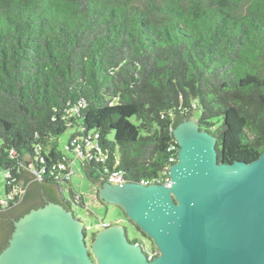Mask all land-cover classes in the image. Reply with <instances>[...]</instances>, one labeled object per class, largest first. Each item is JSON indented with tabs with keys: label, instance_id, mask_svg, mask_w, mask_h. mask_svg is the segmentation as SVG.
<instances>
[{
	"label": "trees",
	"instance_id": "obj_1",
	"mask_svg": "<svg viewBox=\"0 0 264 264\" xmlns=\"http://www.w3.org/2000/svg\"><path fill=\"white\" fill-rule=\"evenodd\" d=\"M196 110L219 161L264 151V0H0V252L30 209L85 205L53 165L78 162L96 190L114 170L164 183Z\"/></svg>",
	"mask_w": 264,
	"mask_h": 264
},
{
	"label": "water",
	"instance_id": "obj_2",
	"mask_svg": "<svg viewBox=\"0 0 264 264\" xmlns=\"http://www.w3.org/2000/svg\"><path fill=\"white\" fill-rule=\"evenodd\" d=\"M172 133L179 149L168 185L103 182L96 190L153 241V259L118 222L87 243L83 221L48 201L14 221L0 264H264V151L223 163L194 116Z\"/></svg>",
	"mask_w": 264,
	"mask_h": 264
},
{
	"label": "rangeland",
	"instance_id": "obj_3",
	"mask_svg": "<svg viewBox=\"0 0 264 264\" xmlns=\"http://www.w3.org/2000/svg\"><path fill=\"white\" fill-rule=\"evenodd\" d=\"M193 116L195 119L199 118L200 111L196 110L193 113ZM73 131L74 129L70 127L63 134L58 136V146L61 150H63V147L67 144L68 138ZM71 168L73 170V174L70 177L69 184L73 191L84 196V200L86 202L83 207L78 206L73 208V211L75 213L74 216L81 219L86 227L87 243L91 241L89 237L91 232L101 229V224L103 223L107 224L112 222H118L120 225L125 226L129 239L140 240L141 237L137 233L136 229L131 225L132 222L123 216L119 207L113 205H103L95 199L96 188L83 175L79 167V163L75 162L72 164ZM6 176L7 174L0 170V198L5 196Z\"/></svg>",
	"mask_w": 264,
	"mask_h": 264
},
{
	"label": "built area",
	"instance_id": "obj_4",
	"mask_svg": "<svg viewBox=\"0 0 264 264\" xmlns=\"http://www.w3.org/2000/svg\"><path fill=\"white\" fill-rule=\"evenodd\" d=\"M95 137H97L95 135ZM88 139L85 140V143H84V149L87 151L89 150L90 148H95L99 151V146H97V144L94 143V141H90V137L88 136L87 137ZM76 140H73V142L71 143L72 146H73V143L75 142ZM75 148L72 149V151L76 154H81L82 152L80 151V148L82 147V145L78 144V145H74ZM65 149H68L69 148V145H67L66 147H64ZM177 150V145L175 144H171L168 148V151H176ZM101 161H104V156H102L101 154ZM169 161L171 163H174L176 161V157L172 154L170 155L169 157ZM56 169H58L59 171H63V173H61V175L59 173H56ZM166 173H168L167 171H163L162 174L164 177H162V181H164V184L168 185L170 183V178L169 176H165ZM50 174L52 176H54L55 178H62V179H69L70 176H72L73 174V170L70 167H67L65 165V163H61V164H58L57 166L56 165H53L50 169ZM125 180L123 179L122 177V173L120 170H114L112 171L111 173H109L108 175V182L109 183H122L124 182ZM160 181V180H159ZM157 181V182H159ZM154 181H151V182H145V181H142L141 184H148V183H152ZM155 183V182H154ZM13 192H15V190H13ZM11 195L12 193H10L6 199H3L0 201V205H6L7 204V200L11 198ZM76 202V199L73 201V203ZM103 226H107L106 225H103ZM142 247H143V252L145 254V256L147 257L148 260L150 259H153L156 255H158V248H156L154 245H147V244H143L141 243Z\"/></svg>",
	"mask_w": 264,
	"mask_h": 264
},
{
	"label": "flooded vegetation",
	"instance_id": "obj_5",
	"mask_svg": "<svg viewBox=\"0 0 264 264\" xmlns=\"http://www.w3.org/2000/svg\"><path fill=\"white\" fill-rule=\"evenodd\" d=\"M95 199L100 203V204H103V205H107V204H104V202H102V201H100L99 199H98V197H97V195H96V192H95ZM75 207H77V206H71V208L69 207V209H70V211H72L73 213H74V211H73V208H75ZM75 214V213H74ZM73 214V215H74ZM76 217V216H75ZM135 229H136V231H137V233L140 235V240H136V239H132V240H134V241H136V242H138V243H143V244H147V245H154L153 244V241L148 237V236H143L142 234H141V232H140V230H138L137 228H136V226L135 225H133V224H131ZM5 232L6 231H2V235H4L5 234ZM131 240V239H130Z\"/></svg>",
	"mask_w": 264,
	"mask_h": 264
},
{
	"label": "clouds",
	"instance_id": "obj_6",
	"mask_svg": "<svg viewBox=\"0 0 264 264\" xmlns=\"http://www.w3.org/2000/svg\"><path fill=\"white\" fill-rule=\"evenodd\" d=\"M114 206H115V205H114ZM104 225H106V224H104ZM108 225H110V224L107 223V226H108ZM101 226H102V227H105V226H103V224H101Z\"/></svg>",
	"mask_w": 264,
	"mask_h": 264
},
{
	"label": "crops",
	"instance_id": "obj_7",
	"mask_svg": "<svg viewBox=\"0 0 264 264\" xmlns=\"http://www.w3.org/2000/svg\"><path fill=\"white\" fill-rule=\"evenodd\" d=\"M104 224V223H103Z\"/></svg>",
	"mask_w": 264,
	"mask_h": 264
}]
</instances>
